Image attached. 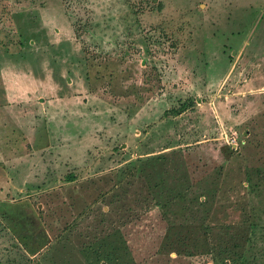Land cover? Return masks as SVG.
<instances>
[{
  "label": "rangeland",
  "instance_id": "374dc122",
  "mask_svg": "<svg viewBox=\"0 0 264 264\" xmlns=\"http://www.w3.org/2000/svg\"><path fill=\"white\" fill-rule=\"evenodd\" d=\"M0 264H264V0H0Z\"/></svg>",
  "mask_w": 264,
  "mask_h": 264
},
{
  "label": "trees",
  "instance_id": "16d2710c",
  "mask_svg": "<svg viewBox=\"0 0 264 264\" xmlns=\"http://www.w3.org/2000/svg\"><path fill=\"white\" fill-rule=\"evenodd\" d=\"M159 158L160 157H158L157 159H159ZM149 159H154V158H149ZM138 170H140L139 166L134 165L133 169L132 168L129 169V172L131 173V171L133 172V171H138ZM67 178H68V180H74L76 178V176L74 174L69 173L67 175Z\"/></svg>",
  "mask_w": 264,
  "mask_h": 264
}]
</instances>
